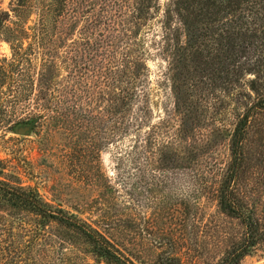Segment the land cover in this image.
<instances>
[{"label":"rangeland","instance_id":"374dc122","mask_svg":"<svg viewBox=\"0 0 264 264\" xmlns=\"http://www.w3.org/2000/svg\"><path fill=\"white\" fill-rule=\"evenodd\" d=\"M63 1L70 14L65 25L60 24L59 18L58 22L54 21L55 16L45 11L48 8L55 14L58 0H27L24 9L17 11L21 14L18 17L13 12L17 0H0V61L11 59L5 27L15 29V21L18 20L17 26L21 22L26 33L15 32L9 38L18 36L26 48L34 42L31 28L36 25L42 36L47 34L39 48L33 46V55L30 54L28 63L24 60L22 67L31 69L33 76L43 64L46 70L53 67L57 75L55 88L61 82L64 84L65 79L68 86L77 89L74 77L78 72L74 76L73 73L78 68L69 60L67 66L63 57L70 54L79 58L88 41L100 47L105 18L114 9L118 30L131 28L128 18L120 14H130L134 2L118 0V8L111 7L112 0ZM168 1L160 0L158 11L149 8V26L142 33L147 49L144 61L149 119L153 124L165 118V112L172 108L169 87L159 83L168 67L166 53H162L167 45L163 36L165 31L170 32L165 24ZM126 4L128 7H124ZM43 14L53 23L42 25L39 19ZM177 25L176 20L172 21V27ZM133 30L127 31V35L132 36ZM183 37L182 34V43ZM47 39H53L51 47L47 46ZM46 47L52 48V58L43 57ZM211 77L210 71L199 77L195 118L191 119L184 139L174 143L184 157L181 164H185L172 171L162 168L154 152L140 153L136 161L132 155L122 154L139 139L132 137L135 129L124 135L113 128L105 131L102 120L88 122L91 94L88 97L78 92L77 106L85 114L60 123L51 118L52 114L57 116L55 110L62 111L60 107L51 106L49 112L44 106L39 108L32 96L23 100L24 96L16 95L8 103L0 95V109L6 110V114L0 112V179L35 188L52 207H61L108 237L135 264H160L159 255L173 258L179 264H217L244 238L242 225L223 215L216 200L215 189L230 158L228 138L219 131L231 129L236 114L243 111L246 102L253 101L255 93L248 89L249 80L257 77L259 89L264 92V73H246L229 92L216 88L208 79ZM92 84L93 79L89 89L96 94ZM18 120L23 123L18 124ZM255 120L257 126L249 128V139L244 146L246 161L239 186L240 196L264 223V132H259L264 131V113L256 114ZM171 123L175 126L173 132L178 117ZM19 128L27 130L19 134ZM164 131L163 128L153 134L169 141L168 136L161 134ZM143 134L135 155L145 143ZM25 229L26 224L0 218V262L57 264L65 253L69 258L65 264H107L96 263L85 246L54 224L29 244ZM60 233L64 237L57 235ZM59 238L64 239L62 247L58 245ZM239 264H264V242L258 243Z\"/></svg>","mask_w":264,"mask_h":264},{"label":"trees","instance_id":"16d2710c","mask_svg":"<svg viewBox=\"0 0 264 264\" xmlns=\"http://www.w3.org/2000/svg\"><path fill=\"white\" fill-rule=\"evenodd\" d=\"M117 1L112 0L111 7L114 5L118 7ZM122 1L128 3V0ZM159 1L133 0L132 12L120 14V17L128 18L130 21H127L131 23L129 29L118 30L117 10L114 9L105 18V35L100 47L88 41L84 44L86 48L79 58L70 54L63 57V62L67 66L71 61L76 65L75 68H78V71L75 69L73 73L74 76L78 72L74 77L77 89L68 86L65 79L64 84L61 82L55 88L57 75L53 67L46 70L43 64L38 74L33 70L36 76L32 75L31 69L22 67L24 60L28 63L30 54L33 55V46L36 48L41 46L46 32L42 36L34 25L31 28L34 42L24 48L21 44L22 40L18 41V36L9 37L15 32L25 34L26 28L20 24L21 22L17 26L18 20L15 21L17 30L6 26L8 36L5 40L9 43L11 59L0 61V95L4 96L8 103L16 95L24 96L23 100L32 96L40 103H37V106L41 109L44 106L49 111L51 106L60 107L62 111L55 110L57 116L51 115L53 120L60 123V121H69L71 116L80 118L85 114L86 112H82L77 106L78 92L88 97L91 94L90 108L87 111L91 116L88 117V122L102 120L104 130L113 128L124 135L135 129L132 137L137 136L139 139L134 141L133 146L129 145L130 150H123L122 154H130L133 156V161H136L135 157H138V154L147 155L154 152V155H157L156 161L163 165L162 168L172 171L183 167L185 162L181 163L184 157L174 143L184 139V135L189 131L188 125L191 119L195 118L193 113L196 105L197 107L199 105L197 98L199 77L206 76L210 71L212 74V77L208 78L210 82L221 91L229 92L234 90V83L246 73L261 71L264 73V0H169L167 2L165 24L170 32L165 31L163 36L167 45L162 53H166L168 67L163 74V80L159 83L169 87L172 108L170 112H165V118L153 124L149 119L150 98L146 90L147 67L144 61L147 49L142 33L149 26V8L153 7L158 11ZM58 2L60 3L55 14L48 11V8L45 11L55 16L54 21L59 18L60 24L65 25L70 18L69 9L66 8L67 3L63 0ZM26 5L27 0H17L16 8L13 9L17 17L21 16L17 11L24 9ZM127 5L124 7H128ZM40 20L42 25L52 22L51 19H46L45 15L41 16ZM174 20L178 23L177 27L171 26ZM162 25L164 26V22ZM132 28L134 29L132 36H128L127 31L130 32ZM47 40V46L51 47L53 39ZM42 54L43 57L54 56L52 48L48 50L47 47L46 52ZM91 79H93V88L98 90L95 91L96 94L89 89ZM258 82L257 77L248 81V89L255 93V97L253 101L245 103L240 114H236L233 127L223 130L221 128L219 131L220 134L225 132L228 138L230 158L218 180L215 189L216 200L223 215L236 219L242 225L244 238L228 250L226 256L217 264H239L244 256L252 253L258 243L264 242V223L254 215V210L249 208L250 205L240 196L239 186V178L246 161L244 146L249 139V128L257 126L254 124L256 114L264 113V92L259 89ZM13 88H16V91ZM0 112L6 114L3 107ZM177 117L178 124L172 132L175 126L171 120ZM19 123L23 121L20 120ZM163 128L165 131L161 134L168 136L169 141L163 136L158 139L153 134ZM141 132H144L145 143L140 146L141 151L135 155L141 140ZM259 132L264 131L259 130ZM0 218H7L12 223L26 224L28 244L34 239L38 240L47 226L54 224L85 246V251L96 263L102 261L107 264H135L108 237L61 207H52L33 187H23L0 179ZM57 235L64 237L61 233ZM59 239L58 245L62 247L64 239ZM65 255L64 253L57 264H65V260L69 259ZM159 263L179 264L173 258H162L160 255Z\"/></svg>","mask_w":264,"mask_h":264},{"label":"water","instance_id":"95a60500","mask_svg":"<svg viewBox=\"0 0 264 264\" xmlns=\"http://www.w3.org/2000/svg\"><path fill=\"white\" fill-rule=\"evenodd\" d=\"M26 130H27V128H19V129L17 130V132H18L19 134H23Z\"/></svg>","mask_w":264,"mask_h":264}]
</instances>
